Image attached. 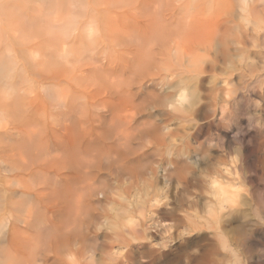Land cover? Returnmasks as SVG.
Returning a JSON list of instances; mask_svg holds the SVG:
<instances>
[{
	"label": "bare ground",
	"instance_id": "obj_1",
	"mask_svg": "<svg viewBox=\"0 0 264 264\" xmlns=\"http://www.w3.org/2000/svg\"><path fill=\"white\" fill-rule=\"evenodd\" d=\"M5 1L0 139L22 136L28 159L1 148V261L3 226L16 257L32 252L8 264H67L81 227L103 226L89 264H136L137 248V264H156L153 227L176 246L172 264H264V0H38L32 12L11 0L13 17ZM142 147L161 152V169L137 162ZM105 164L126 176L121 194L86 183ZM67 169L88 186H52ZM6 172L33 181L19 196ZM21 226L40 229L34 243Z\"/></svg>",
	"mask_w": 264,
	"mask_h": 264
},
{
	"label": "rangeland",
	"instance_id": "obj_2",
	"mask_svg": "<svg viewBox=\"0 0 264 264\" xmlns=\"http://www.w3.org/2000/svg\"><path fill=\"white\" fill-rule=\"evenodd\" d=\"M9 1V2H8ZM11 0H7V2L8 3H11V5L9 6V7H11L10 8V10L12 11H17V10H14V9H16V7H15V5H16V3L15 2H17V4L19 3V2H21V4H23L22 2L24 1V0H17V1H15L14 2V0H12L13 2H14V4L12 5V1L10 2ZM26 1H28V0H26ZM26 1H24L25 2V4H26V6L28 7H26L25 8V4H23V6H24V8H25V10L26 11H28V9H30L29 11H31L32 12V8L31 7H34L33 5H34V2H35V4H37L38 6H40L41 4H39V2H38V0H30L29 2L30 3H26ZM3 2H5L6 3V1L5 0H3ZM7 3V4H8ZM32 3V4H31ZM7 4H6V6L5 7H7ZM9 5V4H8ZM29 5H30V7H29ZM32 5V6H31ZM3 6H4V4H3ZM14 6V8H12ZM18 6H19V4H18ZM22 6V7H23ZM38 6L36 7V8H38ZM5 7H3V10H4V8ZM8 7V8H9ZM21 7V6H20ZM34 7V8H35ZM33 8V9H34ZM9 9H8V11H10ZM13 11H12V13H11V15L10 16H12L13 17V15H15L16 13H13ZM34 12L36 11V9L35 10H33ZM4 12H6V13H8V14H10V12H7V10L5 9V11ZM3 12V13H4ZM5 13V14H6ZM3 14V16H5L6 17V19H8L7 18V16H9L8 14ZM13 14V15H12ZM16 16V15H15ZM5 17H3V18H5ZM5 19H3V22L5 23V21H4ZM3 23V25H4V27H5V24ZM4 27H2L3 29H5ZM3 29H2V31H3ZM6 30H7V28H6ZM4 30L5 32H4V34L6 33V32H9V30ZM1 34H3V32L1 33ZM0 34V38L1 39H3V35H1ZM0 39V45L2 46L3 44H1V43H3L2 41L4 40H1ZM1 46H0V49H1ZM2 51H3V47H2V49H1ZM2 85H3V79H2ZM3 86H0V91H1V88H2ZM3 89V88H2ZM159 119L160 118H157V120H158V122H159ZM4 122V121H3ZM82 128V127H81ZM118 131V130H117ZM160 131H162L163 132V130H160L159 129V132ZM6 139V140H5ZM5 140V141H4ZM4 140H2V138L0 139V156H1V159H0V162H3V157H2V153H1V148H7L8 146V148H11L12 149V151H10V153L12 154V156L11 157H14L13 159L12 158H10L9 160H6L7 159V156H6V154H5V160L7 161V162H13V160L15 159V161L14 162H25V161H27V159L28 158H25V155L22 153V151L20 152L18 149H19V145H21V144H18V149H15V146H17V144H14V143H18V142H21L22 140L24 141L25 139L22 137V136H20V135H18V134H14V135H11V136H9V138H8V136L7 137H5L4 138ZM18 142H17V141ZM14 141V142H13ZM11 142V143H10ZM4 143H6V144H4ZM22 143V142H21ZM11 145V146H10ZM103 145H107L106 143L105 144H103ZM6 146V147H5ZM14 146V147H13ZM21 147V146H20ZM17 148V147H16ZM22 148V147H21ZM21 148H20V150H21ZM143 148V147H142ZM14 149H15V151H14ZM138 149V151H137V153L139 154V152H141L140 154H139V158H138V160L139 161H137V162H141L142 164L141 165H149V171H150V169L153 167V166H155L154 168H157V169H161V163L160 162H162L161 160H162V154H160L161 152L160 151H158V150H154L153 151V149H150V150H148V148L147 147H144L143 149H141V148H137ZM6 150V149H5ZM18 150V151H17ZM17 151V152H16ZM56 151H53L52 153H51V155L52 156H54V155H56L57 156V154H58V152H56ZM157 152H160V153H157ZM165 151H163V153H164ZM6 153H9V152H7L6 151ZM16 155H15V154ZM20 153H21V155H20ZM166 153V152H165ZM164 153V155H166L165 157H167V154H165ZM13 154H14V156H13ZM8 155V154H7ZM20 155V156H19ZM51 155L49 156L48 154L46 155V156H49L50 158H52L51 157ZM16 156V157H15ZM42 156H44L43 158H42ZM48 157V158H49ZM47 158V157H45V155H41V158H40V160H39V158H37L38 160H36L38 163L41 161V163H39V165L40 164H43L44 162H48V160L50 161V158L48 159H45ZM20 159V160H19ZM43 159H44V161H43ZM17 160V161H16ZM107 160V159H106ZM6 161H4V162H6ZM105 161V160H104ZM103 161V162H104ZM106 162H109V160H107ZM164 162V161H163ZM152 163H153V166H152ZM157 163V164H156ZM151 164V165H150ZM186 163H184L183 162V166L181 167V168H184V170H185V168H186V170H185V174H187V172H188V170L190 169V170H192L193 168H194V166H192V164L190 163V162H187V164H188V167H184V165H185ZM186 164V165H187ZM152 166V167H151ZM189 166H190V168H189ZM39 168V167H38ZM146 170L148 169L147 168V166H145L144 167ZM73 169V168H72ZM104 169V170H103ZM111 169V170H110ZM70 169H67V171H65L66 172V174L68 175L67 177H69L68 178V181H67V179H63L62 181H60L61 179L59 178L58 179V177H55V176H52L54 179H52L51 178V180H53L52 181V186H55V184H56V186H58V185H60L61 184V182H62V185H64V186H62V185H60V186H62V187H68L69 186V188H75V186L77 187H81L80 185H82V187H83V184L86 182H84V183H82L83 182V180H82V182H81V180H78V179H76L77 177H76V175H75V173H74V171L73 170H71V171H69ZM84 170V169H83ZM108 170V171H107ZM113 169L111 168V166H109L108 167V165L107 164H105V167L103 166V168H102V171L103 172H101L98 176H96V178H95V180H88L86 183L88 184V185H94V186H96V187H98L99 185L100 186H102V188H100V189H102L103 190V192H110V191H112V192H114L115 193V195L117 194V193H120L121 194V192H123L122 191V187H123V185H122V183H119L120 182V180H124L125 178H126V176H122L121 174H119L117 171H116V169L114 168V171H112ZM190 170H189V172H190ZM69 171V172H68ZM85 171V170H84ZM149 171H147V173L149 172ZM108 172H110V173H108ZM115 172H117V174L115 173ZM4 173V172H3ZM11 173H12V175H11ZM11 173H5V174H3V175H6V174H8V178H12L11 180H10V183H11V186H14V188L15 189H13V187L11 188V186H10V188L9 189H13V190H17L18 188V194L16 193V192H14V194H17V195H19V196H21L22 194H21V192L22 191H20V190H22L23 188H21V183H26V182H28V179H29V182H31V180L33 181V177L32 176H29V175H26V178H28L27 180L25 179V182H22V180H24V179H22V180H20V177L18 176V181L19 182H16L17 181V176L14 174V172H11ZM73 173H74V175H73ZM14 174V175H13ZM11 175V176H10ZM10 176V177H9ZM15 177V178H13V177ZM21 176V175H20ZM43 176V175H42ZM42 176H40L39 178H41ZM148 176V175H147ZM45 177V176H44ZM43 177V178H44ZM66 177V178H67ZM74 179V177H75V179L74 180H72V178ZM23 178V177H22ZM30 178H32L31 180H30ZM39 179V180H46L47 179V177H45L44 179ZM122 178V179H121ZM15 179V180H14ZM7 180L8 179H5L4 180V182L6 181V183L5 184H8V182H7ZM58 180V181H57ZM79 181L80 182V184H79V182L78 183H76V185L74 184V182L73 181ZM12 181H15V183L14 182H12ZM55 181V182H54ZM60 181V182H59ZM93 181V182H92ZM95 181V182H94ZM58 182H59V184H58ZM64 182H65V184H64ZM92 182V183H91ZM97 182V183H96ZM16 183H17V185H16ZM55 183V184H54ZM95 183V184H94ZM103 183V184H102ZM118 183H119V185H121V186H118ZM162 183V185H163V187H164V184H163V182H161ZM15 184V185H14ZM18 184H20V187H19V185ZM26 184H28V183H26ZM44 185H45V183H43ZM87 184H84V186H86ZM105 184V185H104ZM25 185V184H24ZM87 185V186H88ZM8 186H9V184H8ZM7 186V187H8ZM72 186V187H71ZM21 188V189H20ZM99 188V187H98ZM104 188V189H103ZM124 188V187H123ZM106 189V190H105ZM105 190V191H104ZM20 191V192H19ZM80 192V191H79ZM78 192V193H79ZM82 192H84V191H82L81 190V194H82ZM164 192V191H163ZM7 193H9V195H10V191L9 192H6L5 194L7 195ZM113 193V194H114ZM25 194V193H24ZM120 194H118V195H120ZM4 195V194H3ZM5 195V196H6ZM16 195V196H17ZM171 195H172V199H176V197L174 196V193L173 192H171ZM15 195H13V197H14V200L16 201H19V199H21L20 197H19V199L18 198H16L15 199V197H16ZM18 197V196H17ZM163 199H161V207H160V209L162 208V203L164 204L165 202H166V198H164V195H163V197H162ZM23 199V198H22ZM21 199V200H22ZM76 201V200H75ZM75 201H74V203H75ZM174 202V201H173ZM107 204V203H106ZM103 205H105V203L103 204ZM106 206H109L108 204L107 205H105V207L104 208H102V207H100V209H99V212H101L100 210H102V209H104V210H106ZM164 208V210L165 211H163V209L161 210V211H163L161 214L162 215H164L165 213H167L168 211H170L168 208L166 209V206L164 205L163 206ZM109 208L111 209V207L109 206ZM98 209H96V211H94L95 213H97L98 211H97ZM104 210H102V212H104ZM107 210H109L108 208H107ZM166 210H167V212H166ZM172 211V210H171ZM165 212V213H164ZM168 214V213H167ZM166 215V214H165ZM91 226V225H90ZM6 228H4V226H3V240H4V242H3V260L1 261V259L2 258H0V261H1V264L3 263V264H8V262H12V259H14L17 255H16V250H15V247L14 246H12V243H11V241L9 242V238L10 237H8V235L10 236V231H9V229H8V227L7 226H5ZM22 227V226H21ZM71 227V226H70ZM92 227V228H91ZM90 227V231L88 232L86 229H87V227L86 226H82L81 227V230L80 231H82V232H80L81 233V235L83 234V236L82 237H80L81 235H80V233L78 232V237L77 238H74V240H72L71 241V245H69V246H67V247H65V248H63L64 250L65 249H67L68 247H70L69 249H67L69 252H67V250H65L66 252H64V250H63V252H62V256H59L60 258L59 259H63L64 260V262H66L67 263V261H68V263H69V261H71V258L72 257H76V258H78V259H80V260H87V262H89V258H90V256L92 255V254H94L92 257H91V259L93 258V260L91 261V262H94V261H98V258H99V256H97L96 254H99L98 252H99V246H101L102 245V241L104 240V239H102V237H103V233H105L106 234V228L105 229H102L103 228V226H101V229H96V231L98 230L99 232H97V234H100V235H96L95 234V228H93V226H91ZM69 228V227H68ZM86 228V229H85ZM30 230H28L27 228H25L24 229V227H22V232L25 234H22V233H20V235H19V238H21V239H26V240H28V241H30L31 243H34V241H36V237H34L35 235H34V233L33 232H35V233H37V231H39L40 229H38V228H36V229H38V230H34V228L32 229V228H29ZM71 229H72V227H71ZM82 229H85L84 231L82 230ZM155 231H154V230ZM6 230L8 231L7 233H6ZM67 230V229H66ZM89 230V229H88ZM24 231H26V232H24ZM28 231V232H27ZM68 231H69V233L71 232V231H73V229L72 230H67L66 232H67V234H68ZM105 231V232H104ZM9 233V234H8ZM33 233V234H32ZM93 233V234H92ZM161 233V234H160ZM7 234V235H6ZM71 234H72V232H71ZM71 234H68V235H71ZM102 234V235H101ZM21 235H22V237H21ZM31 235V236H30ZM33 235V236H32ZM87 236V237H86ZM95 236V237H94ZM98 236V237H97ZM150 236H152L151 237V241H150V243H152L151 244V246H150V244H149V246L151 247L150 248V250H151V252H148V251H150L149 250V246L147 247V249H146V254L147 253H149V255H148V257L147 258H149L150 260H153L152 259V257L154 258V257H156V259L159 261V257H160V260H162L161 262H162V264H169V263H173V262H175L174 260L176 259V254H177V252H175V251H177L176 249L177 248H174V247H176L175 245H173V246H171V247H168V245L166 246V243H165V241H164V239H163V232H161V230L159 229V227H153V228H151V230H150ZM23 237H25V238H23ZM29 238H31L32 239V241H31V239H29ZM79 238V239H78ZM83 240H82V239ZM104 238V237H103ZM163 240H162V239ZM75 239H77V241L75 240ZM8 240V241H7ZM38 241V240H37ZM75 241V242H74ZM9 242V243H8ZM74 242V243H73ZM86 242V243H85ZM89 242H93L94 244H90ZM11 243V244H10ZM37 243V242H36ZM89 244V246H93L92 248H94L93 249V252L95 251V253H90L91 251H92V249H90L89 247H88V244ZM101 244V245H100ZM165 244V245H164ZM10 245H11V247H10ZM97 247V248H96ZM7 248V249H6ZM9 248H13V250L11 249V251H10V249ZM36 248V247H35ZM162 248H165L164 250H165V254H164V251H163V249ZM166 248H168V249H166ZM171 248L173 249V250H171ZM30 249V251H32V247L30 248H28V250ZM70 249H71V251H70ZM137 249H139V248H137ZM135 250L136 251V253H134V255L136 254V255H138V252H139V255L138 256H134V257H136V259L138 260L137 262L138 263H140L141 262V257L139 258V256H141V251H143V250ZM158 249V250H157ZM8 250V251H7ZM27 250V251H28ZM83 251V252H85V254H83V252H80V251ZM90 250V251H89ZM170 252L169 254H168V252ZM14 251H15V253H14ZM35 251V250H34ZM34 251H33V253H34ZM87 251V252H86ZM89 251V252H88ZM138 251V252H137ZM158 251H161V252H159L158 253ZM81 254H80V253ZM97 252V253H96ZM156 252H157V254H156ZM23 253V252H22ZM21 252L20 253H17L18 254V257H16L15 259H17V258H19V256H21V258H23V257H27V255H29L30 256V254L32 253H30V254H27V253H24V254H22ZM73 253V254H72ZM90 253V254H89ZM150 253H154V254H152V255H156V256H150ZM162 253V254H161ZM176 253V254H175ZM16 256H15V255ZM27 254V255H26ZM80 254V255H79ZM82 254L84 255V256H82ZM158 254H159V256H158ZM163 254L165 255V256H163ZM14 255V256H13ZM32 255V254H31ZM68 255V256H67ZM72 255V256H71ZM74 255V256H73ZM162 255V256H161ZM11 256V257H10ZM28 256V257H29ZM58 256H57V258H58ZM49 257H51V258H54L55 256H53V254H49ZM62 257V258H61ZM88 259H87V258ZM162 257V258H161ZM66 258H68V259H66ZM163 258H165V260H166V262H164L165 260L163 259ZM11 259V260H10ZM66 259V260H65ZM148 259V260H149ZM167 259H168V261H167ZM9 260V261H8ZM86 260L84 261V262H86ZM170 260V261H169ZM172 260V261H171ZM14 261V260H13ZM157 261V263L156 264H160L159 262ZM86 262V263H87ZM90 262V264H93V263H91ZM137 262H136V264H137ZM67 263V264H68ZM72 263V261L69 263V264H71ZM95 263V262H94ZM9 264H11V263H9ZM13 264V263H12ZM87 264H89V263H87Z\"/></svg>",
	"mask_w": 264,
	"mask_h": 264
}]
</instances>
